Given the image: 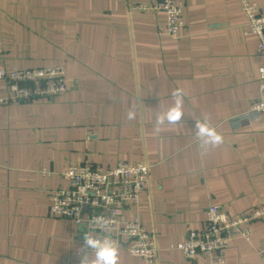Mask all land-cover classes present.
Instances as JSON below:
<instances>
[{"label":"crops","instance_id":"obj_1","mask_svg":"<svg viewBox=\"0 0 264 264\" xmlns=\"http://www.w3.org/2000/svg\"><path fill=\"white\" fill-rule=\"evenodd\" d=\"M155 0H0V68L61 66L66 92L0 106V264H93L82 234L49 214L63 171L146 163L148 186L121 220L155 236V264L199 231L209 206L230 217L264 209V119H236L259 99L257 39L239 0H183L176 39L159 35ZM264 9V0H248ZM7 95L0 82V97ZM225 264H264V216ZM117 264H144L117 249Z\"/></svg>","mask_w":264,"mask_h":264},{"label":"built area","instance_id":"obj_2","mask_svg":"<svg viewBox=\"0 0 264 264\" xmlns=\"http://www.w3.org/2000/svg\"><path fill=\"white\" fill-rule=\"evenodd\" d=\"M245 18L246 32L257 39L256 53L263 60L259 69V99L250 102L248 110L237 117L236 124L264 119V9L248 0H239ZM183 0H155L136 5L137 13H162L164 28L159 35L176 39L183 27L181 16ZM0 82L7 95L0 97V106L17 103H34L40 99H53L66 92L64 71L61 66L6 71L0 68ZM149 167L146 163H118L109 170H100L92 164H71L62 173L66 185L50 194L49 214L83 227L85 250L95 253L85 243L89 236L101 246L114 242L117 249H124L131 257L144 264H155L159 248L155 236L148 233L137 217L121 220V212L129 205H136L148 186ZM205 223L199 231H189L184 240L171 249L179 251L187 262L196 258L207 264H225V252L235 239L248 242L252 236L251 223L264 216L263 208H255L230 217L220 207L205 210ZM264 256V246L256 250Z\"/></svg>","mask_w":264,"mask_h":264},{"label":"clouds","instance_id":"obj_3","mask_svg":"<svg viewBox=\"0 0 264 264\" xmlns=\"http://www.w3.org/2000/svg\"><path fill=\"white\" fill-rule=\"evenodd\" d=\"M85 243L89 248L96 250V260L93 262V264H117L118 250L114 242H110L104 246H101L99 241L86 236Z\"/></svg>","mask_w":264,"mask_h":264},{"label":"water","instance_id":"obj_4","mask_svg":"<svg viewBox=\"0 0 264 264\" xmlns=\"http://www.w3.org/2000/svg\"><path fill=\"white\" fill-rule=\"evenodd\" d=\"M78 231L80 232V234H82L81 236H82V239H84V235H83V227H78Z\"/></svg>","mask_w":264,"mask_h":264}]
</instances>
